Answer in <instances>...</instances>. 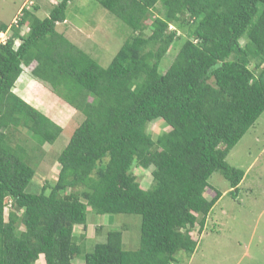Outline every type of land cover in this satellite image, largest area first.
<instances>
[{"label": "trees", "instance_id": "1", "mask_svg": "<svg viewBox=\"0 0 264 264\" xmlns=\"http://www.w3.org/2000/svg\"><path fill=\"white\" fill-rule=\"evenodd\" d=\"M72 1L39 19L31 0L15 27L0 22V264L177 263L220 198L207 192L211 175L233 195L245 175L226 156L264 112V0H94L129 28L106 68L56 30ZM32 64V78L83 116L38 194L25 192L35 172L12 131L42 148L62 127L12 92ZM157 120L169 131L153 138ZM133 168H152L147 188ZM87 212L139 216L138 248L110 230L84 251L74 230Z\"/></svg>", "mask_w": 264, "mask_h": 264}, {"label": "rangeland", "instance_id": "2", "mask_svg": "<svg viewBox=\"0 0 264 264\" xmlns=\"http://www.w3.org/2000/svg\"><path fill=\"white\" fill-rule=\"evenodd\" d=\"M56 1L39 0L41 9L36 16L39 19L45 18L44 12H48ZM30 2L31 0H0V22L15 27L18 11ZM67 18L81 32L80 34L71 28L69 36L90 56L94 57L95 54V60L103 68L109 65L118 48L129 36V28L94 0H73L67 8ZM70 22L65 25L69 26ZM26 30L25 26L20 27L21 33ZM148 32L146 30L145 35ZM77 35L81 36V41L78 38L75 40ZM8 36L9 32L6 35L4 33L0 40H7ZM243 43L242 41L241 44ZM174 51L173 48L167 55L168 59H165L161 72L166 70ZM49 95L51 96L50 92ZM40 98L37 101L35 97V101L42 106L38 107L48 109V117L62 127V132L52 145L39 148L23 129L12 131V145L26 148V159L35 172L25 188L28 194H38L44 183L52 185L55 182L59 169L56 157L83 120V116L76 110L73 109L74 112L70 113V109L65 111L62 108L58 111L51 99ZM147 131L155 138L162 132L169 131V128L157 120L148 125ZM226 162L244 171L246 178L233 195L229 182L219 172L211 175L208 184L212 190L208 187L207 192L211 195L218 192L220 198L212 207L202 233L198 234V225L189 233L197 242L194 253L188 257L180 252L175 257L177 263L174 264H264V112L229 151ZM151 171L152 168L132 169L143 188H147L152 180ZM47 192L48 190L45 193ZM23 227V221H19L17 228L22 230ZM110 230L122 232V243L126 250L138 248L140 217L137 215L98 216L87 212L85 229L82 226L75 227L74 232L77 242L88 252L94 244L103 242ZM72 263L80 264L81 260L74 259ZM37 264H45L43 257Z\"/></svg>", "mask_w": 264, "mask_h": 264}, {"label": "crops", "instance_id": "3", "mask_svg": "<svg viewBox=\"0 0 264 264\" xmlns=\"http://www.w3.org/2000/svg\"><path fill=\"white\" fill-rule=\"evenodd\" d=\"M39 4V3H38ZM26 5V4H25ZM40 5V4H39ZM42 7V6H41ZM40 7L37 11V13L40 11ZM44 15L47 17L48 12H44ZM70 22L69 19L67 18L65 20V22L57 24L56 26V30L63 34L65 36V38H67L71 43H73L74 45L78 46V43L74 42L72 37L69 36V30L71 28L79 31V33L81 34L79 28L75 27L71 22L69 26H66L65 24ZM9 31L5 32L8 33ZM78 37L75 38V40L77 41V38L81 41V36L77 35ZM74 37V36H73ZM18 43L16 42V45ZM80 48V47H79ZM81 49V48H80ZM84 51V50H83ZM88 54V53H87ZM94 57H97L95 54H93ZM92 59L95 60L94 57L90 56ZM96 61V60H95ZM34 64H32L29 68H24L22 74L20 75L19 79L16 81L12 92L14 94H16L18 97H20L23 101H25L26 103H28L29 105H31L32 107H34L35 109L39 110L42 114L46 115L48 117V115L50 114L48 112V109L45 108H39V106H41V104H38V98H40L42 96V98H49L52 100V105L56 106L55 110L57 109L59 111V109L63 110H69V112H74L73 109L68 106L67 104L62 103L55 95H53L47 88H45L42 84L38 83L37 81H35L32 76L30 75V70L32 69ZM28 69V71H27ZM49 92L51 94V96L49 95ZM38 96V97H37ZM37 101H35L36 99ZM41 99V98H40ZM42 107V106H41ZM39 108V109H38ZM44 111V112H43ZM69 113V114H70ZM73 115V114H72ZM72 118V117H71ZM57 124V123H56ZM60 126V125H59ZM246 178V175H244L243 180ZM242 180V182H243ZM241 182V183H242ZM79 227V226H78Z\"/></svg>", "mask_w": 264, "mask_h": 264}, {"label": "built area", "instance_id": "4", "mask_svg": "<svg viewBox=\"0 0 264 264\" xmlns=\"http://www.w3.org/2000/svg\"><path fill=\"white\" fill-rule=\"evenodd\" d=\"M29 1H30V0H29ZM53 3H55V2H53ZM30 4H31V2H30ZM14 23L17 24L16 21H15ZM3 35H4V33H0L1 38H3ZM5 41H6V40H3V39L0 40V42H1L2 44H4Z\"/></svg>", "mask_w": 264, "mask_h": 264}, {"label": "clouds", "instance_id": "5", "mask_svg": "<svg viewBox=\"0 0 264 264\" xmlns=\"http://www.w3.org/2000/svg\"><path fill=\"white\" fill-rule=\"evenodd\" d=\"M6 216H7V211H6Z\"/></svg>", "mask_w": 264, "mask_h": 264}]
</instances>
